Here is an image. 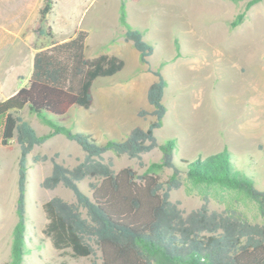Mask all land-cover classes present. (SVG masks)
<instances>
[{"label": "rangeland", "instance_id": "374dc122", "mask_svg": "<svg viewBox=\"0 0 264 264\" xmlns=\"http://www.w3.org/2000/svg\"><path fill=\"white\" fill-rule=\"evenodd\" d=\"M247 1L50 0L51 11L45 24L40 25L39 10L44 0H31L17 41L25 43L24 53L29 54L50 44V38L37 33L39 28H49L52 40L60 42L75 30H84L87 58L107 54L124 62L120 72L94 82L93 103L88 110L72 107L68 111L62 124L70 130L89 133L98 144H104L125 139L135 127L146 128L154 119L149 115L152 107L147 103L146 91L158 72L166 82L162 98L166 113L162 126L155 131L157 143L175 141L176 164L227 148L237 160V169L252 178L256 189L264 191V1L252 6L240 25L230 27ZM121 2L129 26L142 32L143 39L153 47L148 65L140 63L137 51L123 39ZM140 111L147 114L140 116ZM21 117L38 135L50 131L27 108ZM35 157L37 162L33 161ZM83 157L80 147L63 135L35 146L28 155L24 264H102L95 245L94 255L74 258L67 249L55 250L42 233L47 223L42 210L46 201L60 197L75 203L70 190L61 185L46 189L42 181L53 163L71 168ZM18 158L19 148L14 141L7 148L0 145V264L10 261L17 222ZM103 158L111 162L114 172L130 167L140 174L147 165L158 162L161 153L153 149L130 159L108 152ZM170 174L171 170L165 169L159 176L164 181ZM91 181L79 183L88 196ZM169 200L177 203L184 215L206 204L209 211L260 221L254 202L217 185L184 180L170 192Z\"/></svg>", "mask_w": 264, "mask_h": 264}, {"label": "trees", "instance_id": "16d2710c", "mask_svg": "<svg viewBox=\"0 0 264 264\" xmlns=\"http://www.w3.org/2000/svg\"><path fill=\"white\" fill-rule=\"evenodd\" d=\"M262 1L248 0L230 27L240 25L246 12ZM50 11V0H44L39 10L40 25L45 24ZM119 21L124 28V41L132 44L140 63L148 65L153 47L143 39L142 32L129 26L123 2ZM37 33L50 38V44L34 54L28 84L0 101V145L7 148L14 141L19 148L17 222L7 264H24L27 253L24 228L28 155L35 146L56 135L75 142L84 157L71 168L53 163L41 183L50 190L61 185L75 197V203L53 197L42 205L47 219L42 233L55 250L67 249L74 258L88 257L94 255L95 245L102 264H264V191L256 189L252 178L237 169V160L229 150L223 148L204 158L176 164L175 141L157 143L155 131L162 126L166 113L162 103L166 82L162 76L155 72L156 80L146 91L153 121L146 128H133L123 140L98 144L91 134L72 131L62 122L72 107L88 110L93 103L94 82L114 76L123 69L124 62L107 54L87 58L84 30H75L61 42L52 40L49 28H39ZM25 108L50 131L38 135L21 117ZM146 114L139 112L140 116ZM153 149L160 151V160L147 165L140 174L130 167L114 172L111 162L103 158L110 152L116 157L138 159ZM165 169L171 174L162 181L159 174ZM85 179L92 180L89 196L79 188ZM184 180L241 194L255 203L260 221L209 211L206 204L184 215L177 203L169 200L170 192Z\"/></svg>", "mask_w": 264, "mask_h": 264}, {"label": "crops", "instance_id": "0c3cea01", "mask_svg": "<svg viewBox=\"0 0 264 264\" xmlns=\"http://www.w3.org/2000/svg\"><path fill=\"white\" fill-rule=\"evenodd\" d=\"M31 0H0V101L28 84L34 54L24 53L25 43L17 36ZM26 62V65H25Z\"/></svg>", "mask_w": 264, "mask_h": 264}]
</instances>
